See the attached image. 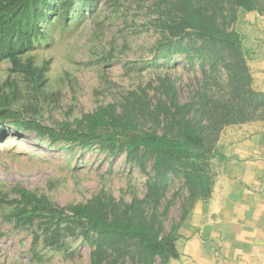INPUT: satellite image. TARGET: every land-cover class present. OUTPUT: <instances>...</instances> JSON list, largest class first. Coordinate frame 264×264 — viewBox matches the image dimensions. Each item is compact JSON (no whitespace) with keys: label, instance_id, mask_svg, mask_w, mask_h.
Returning a JSON list of instances; mask_svg holds the SVG:
<instances>
[{"label":"trees","instance_id":"trees-1","mask_svg":"<svg viewBox=\"0 0 264 264\" xmlns=\"http://www.w3.org/2000/svg\"><path fill=\"white\" fill-rule=\"evenodd\" d=\"M95 3L0 0V63L10 65L0 85V131L8 124L47 138L50 145L99 146L114 158L125 155L131 167L148 176L147 193L130 203L108 194L60 206L44 194L18 188L19 199L10 201L13 208L3 219L17 229L39 225L33 251L42 239L58 246L61 238L80 231L94 247L91 264H154L157 259L170 264L181 258L180 225L213 194L214 161L225 158L219 145L223 129L264 121V92L254 87L243 35L229 28L239 13L264 15V0H158L162 41L156 60L183 52L191 61L198 59L203 78L192 98L182 104L174 82L164 78L159 86H140L74 122L46 126L37 114H28L40 112L37 100L49 84V62L38 64L34 52L47 44L49 28L80 21ZM186 39L199 47L187 49ZM152 88L156 100L150 97ZM175 181L182 184L176 194L182 198L181 222L165 233L158 211Z\"/></svg>","mask_w":264,"mask_h":264},{"label":"rangeland","instance_id":"rangeland-1","mask_svg":"<svg viewBox=\"0 0 264 264\" xmlns=\"http://www.w3.org/2000/svg\"><path fill=\"white\" fill-rule=\"evenodd\" d=\"M157 1L96 0L91 7L93 12L88 9L90 14L80 21L68 20L49 28L51 37L47 44L34 52L38 64L49 62V84L44 97L37 100L40 112L28 114H37L46 126L57 127L62 122H74L100 106L118 102L124 94L140 86L150 82L154 87L159 86L164 78L176 85L179 101L188 102L203 78L202 69L198 59L187 58V52L174 54L168 60H156L159 55L156 47L162 41L156 22L160 15L155 7ZM252 16L239 13L235 23L228 22L229 28L243 35L246 50L256 44L251 38L259 36V32H254L257 26ZM185 41L187 49L199 47L190 45L188 39ZM9 69L8 63H0V85L9 77ZM149 92L152 99L158 98L154 88ZM238 126L223 129L220 146L239 139L245 131L234 133ZM4 127L0 131V198L3 199L0 264H91L94 247L80 231L61 238L58 246L46 245L42 239L33 251L34 233L40 232L39 225L17 229L13 223L4 221L5 212L13 208L10 201L19 199L18 188L44 194L60 206L86 203L96 195L108 194L117 201L130 203L134 196L145 197L148 176L131 167L125 155L114 158L99 146L82 149L69 143L50 145L47 138L34 132L8 124ZM214 164L217 172V161ZM181 186L179 181L171 184L159 208L165 233L181 222V193L176 196ZM185 244L184 237L177 242L181 254ZM154 264H160V260ZM172 264L185 263L175 260Z\"/></svg>","mask_w":264,"mask_h":264},{"label":"crops","instance_id":"crops-1","mask_svg":"<svg viewBox=\"0 0 264 264\" xmlns=\"http://www.w3.org/2000/svg\"><path fill=\"white\" fill-rule=\"evenodd\" d=\"M247 14L259 32L251 38L256 44L248 64L254 87L264 92V15ZM240 131L239 139L220 146L225 158L217 162L210 200L198 202L182 233L179 228L186 248L181 254L177 246L178 260L185 264H264V121L239 125L234 133Z\"/></svg>","mask_w":264,"mask_h":264}]
</instances>
